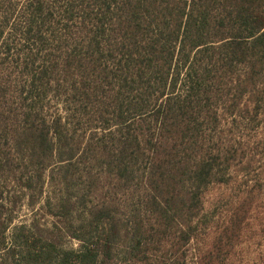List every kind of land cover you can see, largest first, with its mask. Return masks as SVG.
Masks as SVG:
<instances>
[{"label":"trees","instance_id":"1","mask_svg":"<svg viewBox=\"0 0 264 264\" xmlns=\"http://www.w3.org/2000/svg\"><path fill=\"white\" fill-rule=\"evenodd\" d=\"M247 150L264 0H0V264H226L257 185L205 248L204 196Z\"/></svg>","mask_w":264,"mask_h":264},{"label":"rangeland","instance_id":"2","mask_svg":"<svg viewBox=\"0 0 264 264\" xmlns=\"http://www.w3.org/2000/svg\"><path fill=\"white\" fill-rule=\"evenodd\" d=\"M237 133L236 135L241 139L250 136V133L242 129ZM247 151L250 157L247 173L239 175L228 185L212 186L204 196L207 225L197 242L199 245L202 244L203 248L205 244L209 247L216 233L226 226L227 219L243 191L249 186L257 185L250 206L245 207L247 211L243 221L244 226L226 264H264V154H256L253 150ZM21 209L16 222L27 221L29 218L30 211L25 206ZM65 245L75 248L77 244L73 240H67ZM195 259L191 249L187 264H194Z\"/></svg>","mask_w":264,"mask_h":264}]
</instances>
